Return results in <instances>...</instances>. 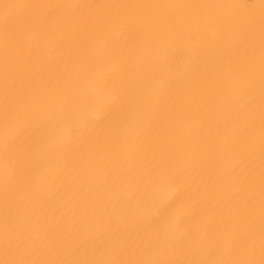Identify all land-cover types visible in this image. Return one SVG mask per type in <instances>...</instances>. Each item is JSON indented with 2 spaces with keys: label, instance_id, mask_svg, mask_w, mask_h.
Returning a JSON list of instances; mask_svg holds the SVG:
<instances>
[{
  "label": "bare ground",
  "instance_id": "1",
  "mask_svg": "<svg viewBox=\"0 0 264 264\" xmlns=\"http://www.w3.org/2000/svg\"><path fill=\"white\" fill-rule=\"evenodd\" d=\"M0 264H264V0H0Z\"/></svg>",
  "mask_w": 264,
  "mask_h": 264
}]
</instances>
